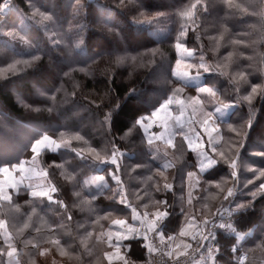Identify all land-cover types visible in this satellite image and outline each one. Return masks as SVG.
Instances as JSON below:
<instances>
[{"label": "trees", "instance_id": "trees-1", "mask_svg": "<svg viewBox=\"0 0 264 264\" xmlns=\"http://www.w3.org/2000/svg\"><path fill=\"white\" fill-rule=\"evenodd\" d=\"M231 2L239 7H230L227 0H12L10 11L0 22V69L16 60L39 59L30 66L21 63L15 71L0 72V166L30 162L34 157L31 146L44 135L57 141L63 136L71 141L70 149L83 155L82 159L64 147L56 151L45 148L35 155L48 181L58 189L54 199L63 201L66 209L46 198H32L27 183L19 184L18 191H7L13 206L3 203L0 219L7 221L21 264H32L33 260L42 264L38 251L31 244L25 247L23 241L48 237L50 227L62 243L76 248L72 264H89L96 235L104 232L112 219L130 218L131 209L119 203L120 188L127 203L141 214L145 211L142 205L148 204L151 213L158 207L153 200H168L172 215L165 221L167 237L179 232L185 219L182 208L198 219L206 215L212 220L214 211L227 202V190L236 183L239 191L232 206L238 213L232 227L244 233V238L237 241L231 229L218 226L214 249L219 251L213 256L216 264H237L238 259L240 264H259L264 258V190H258L264 182V176H259L264 171V98L257 94L251 105L242 99L251 86L264 87V17L259 14L264 2ZM37 10L51 16L52 21H42L34 14ZM186 11L191 17L182 15ZM182 28L187 30L183 38L186 46L203 54L211 68L209 73L200 71L203 84L218 90L215 104L232 105L228 115L217 120L220 137L209 148L217 163L203 171L195 152L186 144L184 129L174 132L175 147L164 142L149 146L143 129L135 123L172 96L175 89H183L177 98L185 103L189 96L197 95L195 86L173 73L175 43ZM235 40L243 43L234 45ZM100 41H112L115 46L97 51ZM229 53L232 56L225 59ZM220 71L225 74L220 75ZM241 71L246 82L237 75ZM20 80H26L22 89L14 85ZM250 114L252 127L241 149L238 182L234 185L229 163L218 152L233 155L230 145L236 137L227 124L245 123ZM113 148L118 150V170L111 163ZM190 171L196 173L191 179L187 176ZM112 173L120 177V185L113 182ZM93 174L104 176L106 183L87 184ZM165 182L173 185L171 191H164ZM157 185L160 191H156ZM190 192L193 199L188 204ZM84 200L91 201L95 214L82 204ZM14 205L20 206L19 211ZM108 213H112L109 219L93 224L96 215ZM26 221L29 227L21 235L17 229ZM80 225L93 232L90 254L76 247L84 231ZM141 242V237L128 240L132 245ZM233 246L240 252H232ZM5 247L0 237V248ZM51 247L40 243L41 249Z\"/></svg>", "mask_w": 264, "mask_h": 264}, {"label": "snow or ice", "instance_id": "snow-or-ice-1", "mask_svg": "<svg viewBox=\"0 0 264 264\" xmlns=\"http://www.w3.org/2000/svg\"><path fill=\"white\" fill-rule=\"evenodd\" d=\"M123 3V0H121ZM230 7H239L238 5H233L231 0H227ZM264 2V0H262ZM7 0H2L0 2V13H4L7 9ZM192 9L196 8V4H193ZM206 10V9H205ZM246 12L247 9H244ZM41 17L42 21H52V17L45 15L44 13H40L38 10L36 13ZM262 17H264V10H261L259 13ZM183 16L191 17V12H183ZM47 30V26H46ZM186 29L182 28L179 36L177 37V41L175 43V49L177 53L180 55V59L176 60V68L177 71L174 72V75L177 77L184 79L186 81L191 80H198L200 79V70H203L205 73H209L211 71L210 66L207 64V62L204 59V55H200L199 63L198 64H189L186 65V67L191 68L195 67L197 69V75L195 77L190 76L188 71H179L182 61L185 57H192L196 49H189L185 42L181 39L185 33ZM8 35L12 36L13 33L9 32ZM23 39V37H21ZM199 39V37H198ZM215 39V38H212ZM55 43L59 44L60 41L57 40ZM234 45L242 44L243 41L235 40L232 41ZM203 46H201L202 48ZM219 47V42L217 41V48ZM232 56V53H229L228 57H225V59H229ZM38 56H33L32 61L38 60ZM134 59V58H133ZM32 61H20L16 60L13 63L9 64L6 69H0V72H8V71H15L16 65L23 63L26 66H30ZM219 69V64L217 65ZM220 75H224L225 72L220 71ZM241 79L247 81V77L245 76L244 72H239L237 74ZM235 79V77L233 78ZM183 91V89H175L172 96H170L168 99H166L164 102H162L158 107H156L149 115L142 116L139 119L136 120V125L140 126L144 129L145 132H147L148 128H150L154 123L157 121L160 122V127L163 129L162 132L159 134H153L152 137H149L147 140V143L149 146L153 144L154 138L164 141L167 145L175 147L173 143L174 133H172L169 129V122L171 120H175L177 123L180 122V118L184 115V108H185V101L177 99V96ZM237 92H239V88L236 89ZM200 94H207L206 97H202ZM259 94L261 98H264V87H261L259 85H253L251 86V91L242 97V99L246 102H248L249 105H251L252 100L255 98V96ZM218 95V90L215 89V87H205V86H198L197 87V95L196 96H189L187 98V104L192 106V115H195L198 108L201 110V114L205 116L206 118L202 121H197V123H200L202 127H204L205 132L207 133L209 139L208 143L213 144L214 138L212 136L213 132H217L219 134L218 126H216L215 121L213 120L214 113H207L203 112V105L205 103V99H210L213 97H216ZM173 103H176L180 106L181 112L180 116L173 117L170 111L171 105ZM232 105L229 104H221L219 107H216V112H221L222 109H227L231 107ZM39 110V109H37ZM51 110V109H49ZM191 121V117L189 118ZM212 121L213 127L209 128L207 127L209 125V122ZM252 127V120H251V114L249 115V119L245 123H241L238 126L227 124V128L230 132L235 133L236 139L231 141V149H234L233 155L231 157H226L225 152L223 150H220L218 152V155L227 160L229 163V168L231 169V176L234 180V185L236 182H238L237 177V169L239 167L238 160L240 159V153L241 149H244L246 139L248 136V133ZM167 133V138H165V134ZM185 139L188 140L189 148L192 149V151L197 152L198 158L203 157L207 160V163L209 166L214 165L217 163L216 160L211 158L207 155L206 152L202 151V145L200 143H196L195 146H193V139L196 141L200 140V134L196 133L194 138H189L188 136H185ZM70 140H64L63 136L61 137L60 141H57L55 139H52L48 135H44L41 139H37L35 143L31 146V151L34 154H39L42 149H50L52 151H56L62 147L70 149ZM71 151L75 152L76 155L83 159V155L80 151H77L76 149H70ZM92 151H95L93 149ZM117 149L113 148L112 151V158L111 163L114 165H117V170L119 168V165L117 163ZM157 151L159 149L157 148ZM212 151L216 152L217 149L215 146L212 147ZM166 154V153H165ZM264 155V153H261ZM36 157H33V162H35ZM104 163H107V161H103ZM170 165H165V167H169ZM201 171L204 170V165L201 164ZM13 172H19L21 174L20 181L15 180L14 177H12ZM24 165L23 163H17L16 165L9 164L8 166H0V177H4L3 179H0V207L3 206V203H7L10 207L13 206L12 196L5 191L6 188L10 189H16L19 190V184L23 182L24 179ZM44 176H47V172L42 173ZM161 176H163V172L160 173ZM196 173L194 172H188L187 176L189 179H191L193 176H195ZM113 179L117 181V184L120 185L119 178L112 173ZM259 176H264V171L259 172ZM151 179V178H150ZM167 178L165 177V180ZM92 183L100 182L101 184L106 183L104 176H96L92 178ZM87 183V181H86ZM248 183H252L251 180L248 181ZM30 189L33 187L31 184L28 186ZM217 188H220V184L216 185ZM173 188V185L171 183L165 182L163 184V189L165 192L171 191ZM223 191V189H220ZM258 190H264V182L260 183ZM58 189L55 185L48 184L47 186L41 187V190H32L30 191V196L32 198H47V201L51 203H57L62 208H67L66 205H64L63 201H57L53 198V193H56ZM156 191H160L159 185L156 186ZM118 193L120 196L119 203L124 204L126 207H129L131 209V220L133 221L132 224L128 223L127 219L124 218H115L111 220V226H118L115 231H107L106 233L101 231L98 235L95 237V244H106L108 248L113 249L112 251H104L103 256L108 261V264H113L114 261L122 262V264H128V260L126 259L125 255L121 254V247L124 248H130V245L123 244V241L125 240H133L137 239L138 237H143L144 240H149V233L153 234V239L158 240L160 247L157 248V245L154 242H149L147 244H144L143 246L147 248L149 256L152 255V253L156 251H160L162 255H166L169 257L171 264H216L215 258L213 256V252H218L219 249H207V256H201L199 260L196 259V256L194 255L196 252L200 250V248L203 246L202 242L206 241L209 236L211 235V231L209 230L208 226L211 224L213 227L216 226L215 219L209 220L206 215L201 216L199 219L194 214H189L184 211V209H181V214L185 217L184 222L180 226L179 232L174 234H169L167 237L165 236V230L167 229V224L165 221L172 215V213L169 211V209L172 207L167 199L163 200H153V204L158 206L155 211L149 212L148 204L142 205V207L145 209L143 214L138 212L137 208L135 206H132L131 204L127 203V196L124 193L123 189H118ZM78 195V194H77ZM233 195V188H229L227 190V194L225 195L224 199L227 200L229 197ZM253 196H255V193H253ZM139 199L140 197L137 196ZM95 199V197H93ZM192 194L189 193V199L188 204L192 203ZM82 204L87 205L89 208V211L93 214H95V209L91 207V201L84 200L82 201ZM16 211H19L20 206L14 205ZM161 207L163 210H160ZM204 208H207V204L203 205ZM244 205H239L238 208H242ZM35 212V208L32 210ZM222 208L217 209V213L222 212ZM112 215V213H108L105 216H99L96 215L95 221H93V224H98L101 220H107ZM72 217L71 214L68 215V220L71 221ZM31 220V213L28 214V221ZM139 224V227L136 226V224ZM61 225L60 227H62ZM110 226V228H111ZM29 227V223L26 221L23 224L22 228L17 229L18 233L21 235L23 234L24 229H27ZM79 227H83L84 231L82 234L79 235V243L76 247L84 249L86 252L90 254V246L89 241L93 238V232L88 231L86 226L80 225ZM221 228H224V224H220ZM229 229H231V232L235 234L236 240H241L244 238V233L237 231L235 227H232L231 224L227 226ZM101 228H103V225H101ZM187 229H192L191 232L187 231ZM35 231L39 233L41 231L40 228H35ZM50 235L48 237L43 238L42 240H36L34 237H30L27 240H24V246L28 247L29 244H31L32 248L38 251V254L40 256H44L45 254L49 253L51 251V248H40V243H48L52 247H55L58 254L61 257H67L69 259L73 258V255L76 251V248H74L73 244H67L62 243V240L59 236L55 234V230L50 227L48 229ZM177 236L180 238H187L189 241H193L196 243V248L192 249V243L186 242L185 240H181L180 243H175L177 240ZM0 237L3 238V242L6 245L5 248H0V264H21L18 250L15 246V244L12 242V236L11 233L8 230V224L7 221L4 219H0ZM189 249H192L190 252ZM234 253H239L240 249L233 246L231 249ZM31 255V254H30ZM7 257V259H5ZM78 258V256H77ZM32 264H35L34 260L32 261ZM237 264H240L239 259L237 260Z\"/></svg>", "mask_w": 264, "mask_h": 264}, {"label": "rangeland", "instance_id": "rangeland-1", "mask_svg": "<svg viewBox=\"0 0 264 264\" xmlns=\"http://www.w3.org/2000/svg\"><path fill=\"white\" fill-rule=\"evenodd\" d=\"M160 1H162V0H156V2H160ZM7 5H8V0H7ZM8 8H9V5H8L7 9ZM184 36L181 38L182 40H183ZM98 44H99V47L97 48V51H102V52L104 51V48L105 47H108L109 46L111 48V47H114L115 46L114 45L115 43H112V41H109V43L108 42H104V41H100ZM176 53H177V51H176ZM200 55L201 54H197L195 52V54L192 57H185L184 60L181 63V66H180L179 71H188L190 76L195 77L197 75V69L195 67L188 68V67H186V65H189V64H193V65L198 64L199 63V59H200ZM177 59H180V55L178 53H177ZM51 71L54 72V68L53 67H52ZM176 71H177V68H176V63H175L174 69H173V73L176 72ZM36 73H34V74H36ZM202 75H203V72L200 71V79H198V80H191V81H186V80L181 79L179 77L178 78L181 79L183 82H185L188 85L195 86V92L197 94V87L198 86L212 87V86H210L208 84L207 85L206 84H203V82H202V79H203L202 78ZM25 84H26V80H20V81H16L14 83L15 87L18 88V89H22ZM33 95H35V93H33L31 96H33ZM200 95L202 97H206L207 96V94H200ZM27 97H30V95H27ZM168 98H166V99H168ZM177 99H179V98H177ZM165 100H163L162 102H164ZM179 100H182V99H179ZM215 103H216V97H213V98H210V99H205V103L203 105V112L214 113L213 120L215 121V124L217 126V120L218 119H223L224 117H226L228 115V113L230 112L231 107H229L227 109H222L221 112H216L215 111L216 107H219L220 105L219 104L217 105ZM136 104L137 103H134V105H136ZM170 111H171V114H172L173 117L180 116L181 108L176 103H173V105H171V107H170ZM192 111H193L192 110V106L191 105H188L187 103H185L184 115L180 118V122L177 123L175 120H171L169 122V129H170V131L172 133H174L178 129H184L186 131V134H187L186 136H188L189 138H194L195 135H196V133H199L200 134V140L199 141H196L195 139H193V146H195L196 143H200L202 145V149L201 150L204 151V149L206 148L205 150H207V155L210 156L209 148H211L212 144H209L208 143L209 137H208L207 133L205 132L204 127H202L200 123H197V121H202L206 117L201 114V110L199 108L196 111L195 115H192ZM145 116H147V115H145ZM190 117H191V121L189 119ZM213 126L214 125H213L212 121H210L209 122V125L207 127L211 128ZM158 128L159 129L161 128L159 121H157L150 128H148L147 132H145L144 129L142 128L143 129V132L145 133V136L147 137V140H148L149 137H152L153 134L158 133V131H159ZM212 136L214 138V142L218 141V139L220 137V135L217 134V132H213L212 133ZM157 142H159V141H157L154 138L153 143H157ZM187 142H188V140H187ZM187 146L189 147V144ZM195 154L197 155V152H195ZM197 158H198V156H197ZM200 160L198 159V161H200L199 165L203 164L205 166V168H208L209 167V166H206V164H207V160L206 159H204L203 157H201ZM29 161L30 162L22 161L21 163H23L25 165L28 164V163H31V164H34L37 167L39 166L37 164L38 162L36 161V159H35V162H33V159L32 158ZM23 175H24V179H23V182L22 183H26L28 181V178L26 177L25 174H23ZM16 176L18 178L17 181H20L21 174L19 172H16ZM37 180H38V178L35 179V181H37ZM22 183H20V184H22ZM238 191H239V186H238V189H237V193H238ZM215 211H214V213H215ZM105 245L106 244H99V245L94 244V251H95V253L93 254V257L91 258V261H90L89 264H103L104 263L102 261L103 260H106V259L103 256L104 259L101 260L102 253L104 251H106V250L108 251V247H106L107 245L106 246ZM109 249L111 250V248H109ZM50 252H52V253L51 254L47 253L44 256H42V258L40 260V263H42V264H72V263H74V257L72 259H69L67 257H61L58 254V252H57V250H56L55 247H51V251ZM145 258H146V252H145ZM145 258H144V260H145ZM261 260H264V258L260 259L259 262ZM142 262H140V264H142ZM105 264H107V261H106ZM115 264H117V263H115Z\"/></svg>", "mask_w": 264, "mask_h": 264}, {"label": "crops", "instance_id": "crops-1", "mask_svg": "<svg viewBox=\"0 0 264 264\" xmlns=\"http://www.w3.org/2000/svg\"><path fill=\"white\" fill-rule=\"evenodd\" d=\"M159 130V131H158ZM158 133H156V134H159L160 132H162L163 131V129L162 128H158ZM187 134H186V131H185V136H186ZM43 137V136H42ZM41 137V138H42ZM40 138V139H41ZM165 138H167V134H165ZM157 141H159V142H164V141H162V140H159V139H156ZM186 140V139H185ZM186 143H187V145H188V142H187V140H186ZM206 149V148H205ZM204 149V152H206L207 153V150H205ZM33 155L35 156V155H37V154H34L33 153ZM197 156V155H196ZM199 160L201 159V157L200 158H198ZM201 161V160H200ZM200 161H198V164L200 163ZM24 165V169H25V172H24V174L26 175V177L28 178V181L26 182L28 185H32L33 187L31 188V191L32 190H37V191H39V190H41V187H44V186H47L50 182L48 181V179H47V177L46 176H44L42 173L44 172L39 166L37 167V166H35L34 164H23ZM2 166H7V165H2ZM206 166H209L208 165V163L206 164ZM210 167V166H209ZM199 168H201V165H199ZM206 168H205V166H204V170H205ZM37 174V175H36ZM96 176H102L101 174H93L92 176H90L88 179H87V184H94V185H104V184H101L100 182H95V183H92L91 181H92V178L93 177H96ZM12 177H14L15 178V180H17L18 178H17V176H16V172H13L12 173ZM4 177H0V179H3ZM38 178V180L37 181H35V179H37ZM50 184H52V183H50ZM8 190H12V189H10V188H6L5 189V191L7 192ZM54 194V193H53ZM52 194V195H53ZM54 198V197H53ZM47 199V198H46ZM55 200V199H54ZM129 215H130V218H129V220H128V223L129 224H132L133 223V221L131 220V215H132V213H131V211L129 212ZM138 225V223L136 224V226ZM111 226V225H110ZM110 226L106 229V231H105V233L107 232V231H109V230H111V231H115L116 230V228L118 227V226H111V228H110ZM187 231H189V232H191L192 231V229H187ZM141 238H142V242L141 243H139V244H134V245H132V244H129L128 243V240H125V241H123V244H125V245H130V248H124V247H121V249H120V251H121V254L122 255H125V257H126V259L128 260V264H140V262L141 261H139V260H141V258H143V255H145V252L147 251V248H145L143 245L144 244H146L144 241H143V237L141 236ZM185 240L186 242H190L189 240H187V238H180L179 236H177V240L175 241V243H180L181 242V240ZM113 249H109L108 248V251H112ZM131 250H134V252H132ZM127 254H129V255H127ZM142 256V257H141ZM203 256H207V251H204L203 252ZM201 258V257H200ZM199 258V259H200ZM6 259H7V257H6ZM198 259V260H199ZM107 261V260H106ZM115 263H117V264H122V262H117V261H114L113 262V264H115ZM107 264H108V261H107ZM259 264H260V262H259Z\"/></svg>", "mask_w": 264, "mask_h": 264}, {"label": "built area", "instance_id": "built-area-1", "mask_svg": "<svg viewBox=\"0 0 264 264\" xmlns=\"http://www.w3.org/2000/svg\"><path fill=\"white\" fill-rule=\"evenodd\" d=\"M3 19H0V21H2ZM116 176L120 180V177L118 175H116ZM113 181L115 184H117V181L115 179H113ZM120 182H121V180H120ZM232 188H233V195L227 199V202L224 205L219 207V208H222L223 211L220 213H217V210L215 211V217L213 219H215V221H216V226L213 227L211 224L208 226L209 230L211 231V235L209 236V238L206 241L202 242L203 246L200 248V250L198 252H196L194 254L196 256L197 260L203 255L204 251H207V249H210V248L211 249L215 248V238H214L215 229L218 226L220 227V224H224L225 225L224 228H226V229H229L227 227L229 224H231L232 226L234 224V216L238 213V210L232 206V203L235 201V198L237 195L238 185L236 184ZM138 227H139V224H138ZM143 241L146 244L149 242H154L157 245V248L160 247L159 241L154 240L153 234H151V233H149V240L146 241L143 239ZM190 243H192V249H195L196 243L193 241H190ZM192 249H189V251L191 252ZM240 257L244 258V255L242 254ZM142 264H171V261H170L169 257H167L166 255H162L160 253V251H156V252L152 253L151 256H149L148 250H147L146 251V258H145V260H143ZM260 264H264V260H261Z\"/></svg>", "mask_w": 264, "mask_h": 264}, {"label": "bare ground", "instance_id": "bare-ground-1", "mask_svg": "<svg viewBox=\"0 0 264 264\" xmlns=\"http://www.w3.org/2000/svg\"><path fill=\"white\" fill-rule=\"evenodd\" d=\"M8 5H9V8L4 13H0V19L5 18L4 16H6L8 12L10 11L12 7V0H8Z\"/></svg>", "mask_w": 264, "mask_h": 264}]
</instances>
